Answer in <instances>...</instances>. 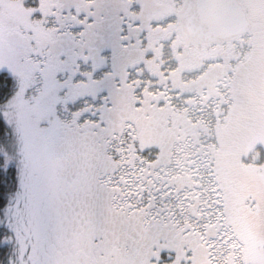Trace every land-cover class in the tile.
Segmentation results:
<instances>
[{"label": "snow or ice", "instance_id": "6c2138e0", "mask_svg": "<svg viewBox=\"0 0 264 264\" xmlns=\"http://www.w3.org/2000/svg\"><path fill=\"white\" fill-rule=\"evenodd\" d=\"M0 264H264V0H0Z\"/></svg>", "mask_w": 264, "mask_h": 264}]
</instances>
